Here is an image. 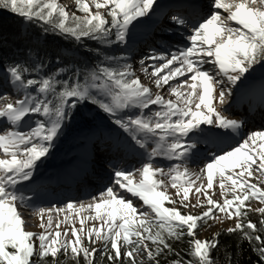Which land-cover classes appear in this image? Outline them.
<instances>
[{
  "label": "snow or ice",
  "instance_id": "6c2138e0",
  "mask_svg": "<svg viewBox=\"0 0 264 264\" xmlns=\"http://www.w3.org/2000/svg\"><path fill=\"white\" fill-rule=\"evenodd\" d=\"M93 2L94 13L83 0H76V10L83 12V17L70 15L60 0H0V10L39 25L45 34L51 32L78 42L87 38L101 45L129 47L135 28L151 23L153 17L163 12L158 0ZM257 3L261 7L253 8ZM189 7L192 11L188 16L181 12L166 14L175 27L191 28L188 46L169 55L153 51L145 57L153 63L143 69L145 73L152 69L158 88L177 77L187 76L171 88L176 102L162 95L153 96L123 57L105 56L84 77L74 71L75 79L59 78L65 71L63 68L45 76L30 74L42 65L30 70L23 63L13 62L5 68L6 79L15 92L22 95L15 104L9 103L0 110V119L7 125L0 130V151L10 157L0 159V264H49L46 259L49 256L51 264H58L57 257L61 253L71 256L75 264H80L77 258L81 255L84 264H100L104 257L108 264H124V261L144 264L137 259L142 254L153 264H160L158 257L174 251L168 241L180 240L185 235L191 238L189 255L194 260L176 259L172 264H215L211 252L217 248L218 238L201 240L197 229L215 220L216 213L236 219L228 233L239 232L250 245H257L254 250L264 261L261 236L264 220L260 221V227L248 220L252 209L246 204L250 200L264 204V188L260 187L259 180L250 182L255 174L264 177V131L252 132L220 152L209 149L210 158L200 169V173L206 175V186L195 187V192L203 193L207 199V211L194 216L182 214L177 207L165 206L166 202L189 206L185 202L196 181L201 179V175L191 179L186 166L199 155L197 145L207 142L220 147L222 133L217 130L239 134L243 127L242 121L228 119L217 111L214 101L224 105L234 89L243 87L252 78L257 66L264 70V0H242L239 4L210 0L206 8L197 0H191ZM100 9L107 11L101 14ZM201 11L205 13L203 16ZM223 13L228 15L224 17ZM141 64L144 65V60ZM205 64L213 65L214 70L205 69ZM25 74L29 76L26 78ZM185 86L190 91L181 92L179 89ZM5 95H0V99ZM260 102L264 106V87ZM85 105H95L107 114L112 123L129 135L133 142L129 147L143 150L144 160L134 171L113 167L107 174L108 185L92 196L91 202L79 204L75 213L79 217V229L65 216L63 221L55 223L53 230L51 210L39 209V227L44 231L39 235L27 231L26 219L18 207L26 204L27 198L18 186H27L26 182L32 181L37 162L48 156L64 127L74 115L80 114V106ZM153 105L156 108H152ZM135 109L139 111L134 112ZM26 125L27 129L22 130ZM149 144L153 145L150 150ZM258 144L259 150H256ZM157 157L180 163L165 170L154 165ZM137 173L142 177L139 182L134 179ZM157 176L170 178L178 200H170L166 191L161 190L166 185L164 179H156ZM181 177H188L184 184L178 183ZM216 177H219V188L225 193L223 203L213 200L207 192L213 189ZM129 195L142 204L135 205ZM228 195L232 198L228 199ZM74 207L72 202L66 205L68 210ZM46 211L49 212L47 223L43 219ZM60 211L63 209H57V213ZM258 211L264 214V207ZM85 212L89 215L82 216ZM150 213L154 217L146 219ZM88 221L99 222V227L86 230ZM65 223L71 225V230L62 233L59 229ZM85 239L89 246H85ZM97 242L102 243V248L95 247ZM149 242L154 247L150 248Z\"/></svg>",
  "mask_w": 264,
  "mask_h": 264
},
{
  "label": "trees",
  "instance_id": "16d2710c",
  "mask_svg": "<svg viewBox=\"0 0 264 264\" xmlns=\"http://www.w3.org/2000/svg\"><path fill=\"white\" fill-rule=\"evenodd\" d=\"M79 13L84 14L80 11ZM108 19L110 20V17ZM105 56L120 58V46L118 44L101 45L98 41L87 38L78 42L72 37H64L51 32L45 34L39 25L30 24L9 11L0 10V66L3 69L13 62L23 63L30 70L35 69L36 65H42L39 70L31 71V76L51 75L63 68L65 71L59 78L75 79L72 75L74 71L84 77L96 65L100 64ZM25 75L26 78L29 76V74ZM98 111L103 112L95 105L80 106V114L74 115L71 121L73 124L86 123L89 120L87 114L97 115ZM103 116L105 117V115ZM108 122L111 120L108 119ZM248 203H253V200ZM247 219L260 227V221L264 220V214L250 211ZM261 236L264 239V233H261ZM216 237L219 244L211 252L215 264H264L257 251L254 250L258 246L254 243L250 245L247 240L241 238L239 232L228 233L227 230H222ZM190 239L185 235L180 240H169L174 251L158 257L160 264H172L176 259L194 260L189 255ZM102 246L101 242H97L95 245L98 249ZM149 247L154 246L149 242ZM46 259L51 264L52 257L49 256ZM77 259L80 260V264H84L82 255ZM97 259L99 260V252ZM137 259L139 260L138 257ZM57 260L58 264H75V260L71 256L65 257L62 253L58 254ZM100 264H108L107 257L100 260ZM124 264H127V261H124ZM144 264H153V262L147 259Z\"/></svg>",
  "mask_w": 264,
  "mask_h": 264
},
{
  "label": "rangeland",
  "instance_id": "374dc122",
  "mask_svg": "<svg viewBox=\"0 0 264 264\" xmlns=\"http://www.w3.org/2000/svg\"><path fill=\"white\" fill-rule=\"evenodd\" d=\"M236 0H224L225 3H232L235 2ZM83 2L87 3L89 5V7L92 9L93 13L96 11L94 2L93 0H83ZM102 2V0H101ZM60 3L69 11V14H75L77 16H81L83 17L84 14H80L79 11L76 10L77 6H76V0H60ZM253 8H256V5H252ZM106 9H100L101 14H105L106 13ZM226 17V15L224 16ZM138 23V22H137ZM139 27H142L143 29L146 28V24H142ZM121 52L124 51V46H121ZM127 58V57H125ZM158 64V63H157ZM258 67V66H257ZM134 71H136V68H133ZM144 69V67L142 68V70ZM144 71V70H143ZM145 73V72H144ZM149 73L151 74V71H148V74L146 73L147 76H149ZM156 79V77H155ZM154 88H157L155 85V80H153V82H149ZM164 85H161V87ZM159 87V88H161ZM185 91H189V89L187 88V86H185ZM238 95V94H237ZM172 96H174V94L171 91L170 94V100H172L173 102H176L175 98H172ZM6 99V98H5ZM7 99H10V97H7ZM198 102V101H196ZM227 102V100L225 101ZM213 106L217 109V111L221 112L222 115L226 116L228 119H236L237 118L227 114V110H229V108H225L222 105H219L218 103H216V101H214ZM152 108H156L155 105L152 106ZM3 109V106L0 107V110ZM134 112H138L139 109H135L133 110ZM146 112L149 110H145ZM97 115H93L92 113L87 114L88 117V122H83L82 124H73V121H70L63 129V133L62 135H60L55 141H54V147L50 150L48 156L42 158L41 161H38L37 164L38 165H43V166H47V165H53L55 161L60 160L62 158H65L66 156L70 155V153L73 152V149L69 148V145H71L74 142H77L79 140H81L83 138V135L95 130V127H101L103 125H109L110 123L108 122V115L105 114L104 112L98 111L96 113ZM105 115V117L103 116ZM81 124V125H80ZM80 125V126H78ZM203 127V125H202ZM256 131H260V130H256L253 129L252 132H256ZM264 131V130H261ZM250 132V131H248ZM251 132V133H252ZM150 148L153 147L152 144L148 145ZM256 150H259V144L256 146ZM175 163H180L179 161H169L166 159H163L161 157L158 158V161L154 164V165H158L159 167L164 168L165 170H167L169 168L170 165L175 164ZM188 170L189 167L187 166ZM200 169L202 168L201 166L199 167ZM200 171V170H199ZM201 174V173H200ZM201 179H200V184H204L206 186L207 180H206V175L201 174ZM156 179H164L165 188H162L161 190L166 191V194L169 196L170 200H178L179 197H177L176 195V189L171 187V181L169 177H164L161 178L160 176H157ZM188 179V177H181L180 180L178 181L179 184H184L185 180ZM257 180H259L260 183V187L264 188V177H259L258 174H255V178L252 179L250 182L252 183H256ZM227 187H230V183L227 185ZM182 191V189H181ZM208 195L212 197L213 200H216L217 202L223 203V199L225 197V193L221 191V189L219 188V177H216V179L214 180V186L213 189L211 190H207ZM32 199H36L38 200V196L34 195L31 197ZM129 198L131 199V196L129 195ZM134 198V197H133ZM228 199H231V195H228L227 197ZM31 199V201L33 202V200ZM40 202L43 201V197L39 198ZM133 202H136V198L132 199ZM28 202V199H27ZM72 203H74L76 205V207H74L71 210H64V206H66L69 202H65L62 203L63 207H61V209L63 208V211L61 212L62 218H65V216L70 217V219L75 223V227L77 229H79L80 227V223H79V217L75 215V212L78 209V200H74V201H70ZM185 203H187L189 206L188 207H180L179 204L173 205L171 203H167L165 204L166 207L172 208V207H177L179 208L180 212L182 214H191L194 216H199L201 215L203 212L208 210V203H207V199L204 197L203 193L201 194H197L195 192V187H193L192 191L189 194V200L186 201ZM246 204H248L250 206V208L252 209V211L260 213L258 211L259 208L264 207V204H261L259 201L257 200H253V203H248L246 202ZM60 204H54L51 208L58 206ZM195 205V206H193ZM49 207V208H50ZM51 210V209H50ZM52 211V210H51ZM29 215V221L32 222V225L28 228V231L36 233L37 235L41 234L44 230L41 229L39 227V224L41 222V218L40 215L38 214V212H26ZM34 213V216H32ZM82 216L85 215H89V213L85 212L81 214ZM217 218L215 220H209L207 222V224L201 226L200 228L197 229V236L199 239L201 240H210L212 239L213 236H217L219 234L220 231L222 230H228L229 228H233L237 222L236 219H228L224 214L221 213H216ZM48 215L44 216V222L47 223L48 220ZM154 217V214L150 213L149 217H147L146 219H151ZM99 227V222L96 221H88L85 224V229H89L92 227ZM53 230H55V223H53ZM71 230V225L70 224H65V226L63 227V229H59V231H61L62 233L64 231H69ZM200 234V235H199ZM37 246H38V241H36ZM85 246H88V241L87 239H85L84 241ZM139 260H147V256L146 254H142L138 256Z\"/></svg>",
  "mask_w": 264,
  "mask_h": 264
},
{
  "label": "bare ground",
  "instance_id": "6f19581e",
  "mask_svg": "<svg viewBox=\"0 0 264 264\" xmlns=\"http://www.w3.org/2000/svg\"><path fill=\"white\" fill-rule=\"evenodd\" d=\"M158 2L163 6V12L160 13L162 15H165L166 12H167L165 10H167L171 5H173L175 3H179V4L183 5V7L186 8V14L187 15H189L191 13V11H192L191 8L189 7V3L191 2V0H158ZM240 2H242V0H236L235 2H232V3L239 4ZM197 3L199 4L200 3V0H197ZM93 6H95V5H93ZM160 14H158L155 17H153L152 22L151 23H148L146 25V28L145 29H143L142 27H136L135 28L134 40L130 41V45L133 46V45H136L137 43L144 42V39L147 38V36H149V37L150 36H155V35L158 36V34L156 33L157 32V28L155 29L154 27H155V24L158 23L157 20H158ZM168 32H169V29H167L165 31V34H167ZM165 34L163 33L160 36H163ZM189 35H190V33L185 32V31H181V32L176 31V34H175V36H180L182 38V41L181 42H182V44H185V45L187 43H189V41L187 39V37ZM151 38H153V37H151ZM146 40H148V39H146ZM161 42H162V40H160V43L158 45L161 46ZM169 42H163V43H167L165 45H169ZM132 46H131V48H133ZM165 48L166 47L162 46V48H160L159 52L157 51V53H161L162 52L164 55H166V52L164 50ZM176 48L179 49V48H182V47H178L177 46ZM136 51H134L136 53V55H137V53L139 54V51L138 50H136ZM176 52H178V50H174V49L171 50V53H176ZM142 60H144V65L141 64V61ZM134 62L136 63V68L138 69L137 71H135V75L137 77H139L141 83L145 87L150 88L153 96H155V95H162V96H164V98L166 100H169L170 99L169 96L171 94V88L173 86L178 85L180 81L186 80L188 78L187 76L177 77L176 79L170 80L168 85H164L161 88H158L157 89V88H154L149 83V82H153V80H155V77L152 76L150 73H149V76H147L146 73H144V71L142 70L143 67H146L148 64L153 63V61L150 62L148 60H145V56H141V55L139 56L138 55L136 57V59L134 60ZM155 63H158L159 64L160 62H155ZM175 66L176 65H173V67H175ZM257 69L258 70L253 73L252 78L249 79L248 81H246L245 85L243 87H241L240 88V91H239V95L241 96V98L244 99V98H247L248 97L247 99H249L250 101L251 100H255V103L259 102L261 89H262V87H264V70H259V66L257 67ZM148 71H152V69L149 68ZM165 71H167V70H165ZM1 81L6 84L5 85V88H8L9 90H14L13 86L6 79V73L2 72V70L0 69V82ZM171 83H173V85ZM184 88L179 89V90L181 92H184ZM9 94H11V93L9 92ZM12 96L15 97V94H13ZM172 98H175L176 99V96L174 95V96H172ZM15 102L16 101H14L13 98H10V99H7L6 98V99L3 100V102H1L2 103L1 106L3 105V109H4L7 104H9V103L15 104ZM232 109L234 110V107H232ZM230 115L231 116H234L235 114L234 113H230ZM2 122H3V120L0 119V123H2ZM5 127H7V125H5ZM120 134H121V131L116 130L113 135L114 136H119ZM125 136H127V135H125ZM232 136H233V133H230L229 137H232ZM124 144H125V142H124ZM107 159L108 158L105 157L104 159H102V162H105ZM73 164H74V166H72L70 169L65 170L64 173H66L68 175H73V174H75L78 171V168L79 169L85 168V166H86V156L84 154H80L78 156V158L73 162ZM124 164L127 165L129 163L126 160H124ZM93 165H94L93 168L94 169H97V164L94 163ZM99 165L101 166V160L99 162ZM187 166L189 167V170H188L189 173L192 174L191 177H190L191 179L195 180L196 175H201L200 174V171H199L200 168L198 167L199 165H198L197 162L195 163V158H194V163L188 162ZM100 176L102 177V180L99 181V183H101L102 181H106V179H107V171L105 170L102 173H100ZM138 177H140V176L139 175L138 176H135L134 179L136 180V179H138ZM199 185H200V180H197L194 187L199 186ZM136 199H137V201L135 202V205L139 206L140 204H142V201H139L138 198H136ZM82 202L86 204V201H80V200L77 202V204L79 205ZM60 205L59 206H55L53 208H50L52 210L50 212V214H51L53 223H57V222H60V221H63L64 220V218H62V215H63L61 213L62 211H60L59 213H57V209H61V207H63L62 204H60ZM64 207H65L64 210L67 211L68 209L66 208V206H64ZM20 211H21V214L26 219V224H27L26 230L28 231V228L32 225V222L29 221V214H27L21 208H20ZM46 215L49 216V212L48 211L45 212V215L44 216H46ZM32 216H34V215H32ZM65 224H67V223H65ZM65 224H62L60 229H63V227L65 226Z\"/></svg>",
  "mask_w": 264,
  "mask_h": 264
}]
</instances>
